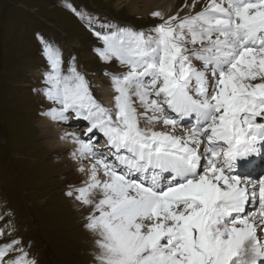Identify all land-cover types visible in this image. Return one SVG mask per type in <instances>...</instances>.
Instances as JSON below:
<instances>
[{
    "label": "rangeland",
    "instance_id": "rangeland-1",
    "mask_svg": "<svg viewBox=\"0 0 264 264\" xmlns=\"http://www.w3.org/2000/svg\"><path fill=\"white\" fill-rule=\"evenodd\" d=\"M168 1L170 0H156L155 3L161 4ZM256 1L248 0L244 6H254ZM258 1L264 3V0ZM119 2L120 0H0V264L3 259L7 260L3 264H131L132 258L135 260L137 257V254L129 256L126 251L121 252L119 247L107 248L108 252L104 250L105 247H108L106 245L108 241H105V236L100 233L102 232L101 227H95L99 225L95 221L96 218L87 220L81 210L76 207L80 205L79 202H73V196L70 197L66 194L69 171L61 164L59 155L44 149L43 140L45 139L38 129L40 120L48 117L51 125V121L58 113H61L59 125L63 131L69 129L72 134H77L81 132L83 125L86 126V123L91 125L88 147L97 156L83 161L82 164L87 167L101 165L102 170H98L101 176H106V172L109 170L106 167L115 166L113 164L114 157L110 160L101 156V153H105L107 150L104 149L107 145V141L104 140H107V137H112L108 143L112 140L116 143L119 141L122 145H128L135 154H139L143 159V152L139 149L143 148L139 146L143 143L132 142L124 135V122L127 116L124 99L119 96L122 101L116 99V108L111 107L115 111L109 113L111 109L109 108V110L108 105L102 102L99 85L112 86L116 89V94L120 93L118 87L122 86L121 82L127 80L130 85L140 82L144 87L153 85V88H157L159 81L154 83V74L158 76L159 73L151 71V75L133 78L131 74L129 76L127 73L131 68L123 62L119 66V70H126L125 73L115 74L114 71L110 72L105 69L104 67L111 62V57L107 55L106 50L101 48V44L106 42L109 37L122 40L121 43L132 46L140 54L145 53L148 57V66L151 69L163 72L164 79L175 82L169 87V98L173 99L171 103L175 110L183 112L186 109L182 98L184 96L193 102L195 107L207 111L208 108L203 103L210 95L209 90L211 93L217 92L216 85L219 86L221 83V77L227 81L226 76L231 71L228 60L215 59L213 54H208V56L206 55L207 65L202 66L197 56L205 53L206 46L203 42H199L200 34L204 31L200 20L192 22L193 27H191L188 18L172 16L167 19L158 11L149 15H132L124 7L119 9L120 5L125 4L119 5ZM135 3L138 9L142 10L143 2ZM246 21L252 24H261L264 17L258 16L254 20ZM192 59H197L198 66L200 65L198 68L209 74L210 86L206 89L196 87L199 92H196L195 88L183 89L177 84L179 76L177 74L182 73L189 60ZM262 68L242 69L245 74L249 75V83L238 80L237 86L241 91V97L245 101L250 100V104L244 108L245 111L252 109L254 112L252 121L259 118L262 120L261 123H264V112H259L264 108V67ZM140 74H143V71ZM139 77L141 78L138 80ZM231 80L232 78L229 81ZM69 81L72 84V90L68 94L64 84ZM150 92L152 93V89ZM172 92L181 95L182 99L178 95L172 96ZM162 95L159 92L155 97L159 99ZM152 97L154 98V96ZM156 105L159 113L165 114L166 117L173 113L170 108L166 110L160 102H157ZM215 108H217L216 105ZM230 109L235 110L234 108ZM105 111L106 113H104ZM210 112H212V119L207 117L201 120L199 114H192L189 124L177 123L178 131L181 132L182 127L192 129L191 125L197 126V121L201 120L200 127L192 129L195 132H200L201 136L195 146L199 148L206 145L204 148L209 149L208 154L205 149L199 150V160L192 164L197 165L196 168L190 167V165L187 167V164L180 166L181 168L187 167L188 170H195L194 175L192 172L189 179L205 178L207 180L210 177L214 178V173H216V169L212 168L215 164L212 161L208 164L209 156H211L209 154H211L217 139V134L211 131V128L219 125L214 119H225V121L229 119L225 114L221 115L222 113L216 111ZM229 112L231 113V110L228 109L227 113ZM188 113L190 111L184 112L183 115ZM249 113L246 112L248 115ZM204 114L210 116V113L204 112ZM178 116V118L182 117ZM247 118L245 115V119ZM160 123L158 122V126L162 129ZM260 129L264 130V126ZM220 131L222 132L223 128ZM255 131V129L246 130L244 128L241 136L254 137ZM84 133L78 134L77 137L80 138ZM91 136L97 141L92 142ZM139 140L144 141V138L141 137ZM127 142L133 143L134 146L138 145V148ZM253 143L256 144V147L262 146L264 139L261 142L253 141ZM223 146L222 143L220 148L224 151L223 148L226 146ZM144 149L154 151L149 154V157L157 160L165 159L167 155L173 156L174 160L167 161L166 164L179 166L174 158L176 152H170L173 155L166 152L163 154V148L158 145L144 146ZM221 149H216L214 155H217L216 158L224 160ZM155 151H160L162 154ZM125 154L133 153L126 150ZM243 155L235 153L233 168H238L240 163L244 164L247 159H250V166L248 163L247 168L242 170L247 172L251 169L254 172L253 178L260 179L264 175V152H256L245 156V158ZM196 158L197 156L191 159L195 161ZM131 159H133L132 156L130 161ZM176 159L182 160L180 156ZM183 159L187 161V158ZM103 160L108 162L102 165L100 163ZM148 160L140 164L136 163L139 165L138 168H141L145 163L148 164ZM122 161H126L125 165L128 166V159H122ZM155 166L161 167L162 165L158 162ZM123 168L126 167L123 166ZM110 171L118 178L128 182L129 177L115 172V168ZM166 171V173L165 171L164 173L163 171L156 172L157 174L161 172L160 175H162L158 182L160 189L147 188L148 193H154V196H163L173 188L179 189L180 187L186 191L187 188L185 189L184 186L186 182L172 186L175 182L172 183L168 178L172 176V171L169 168ZM165 174L167 176L164 177ZM244 176L246 174H238L240 179H243ZM138 177L140 178V173H138ZM152 177L154 176L148 175L146 179L149 180ZM129 183L138 184V182L135 183V180ZM248 199L249 197L246 198L245 204ZM189 202L190 200L172 205H180L178 209H182L183 204ZM197 202L195 200L194 205L190 207H200ZM253 203L254 206L253 204L250 207L248 204L245 205V208L248 207V209L245 210L246 212L244 211L243 218L248 217L251 212L253 216L258 200L253 198ZM219 213L223 220L225 219L224 226L226 227L230 224V221L226 219L233 216L236 211L228 207ZM260 213L258 208L255 221H257V225L264 226V217ZM187 221L185 223H190L189 220ZM164 222L171 223L167 217L164 218ZM190 224H192L191 228L195 227L193 222ZM90 229L93 230V233L89 237L84 231L90 232ZM263 230L262 227L260 230L258 227V231L256 229L255 245L246 250L245 264H264ZM175 235L178 239L182 236L189 238L188 225L182 231L180 227L178 232L175 231L173 235L167 236V239H173ZM73 246L74 249H72ZM251 254L253 259L248 258ZM101 256L104 261L101 260ZM237 259L238 261L235 263L242 264V257ZM142 260L145 259L142 258Z\"/></svg>",
    "mask_w": 264,
    "mask_h": 264
},
{
    "label": "bare ground",
    "instance_id": "bare-ground-1",
    "mask_svg": "<svg viewBox=\"0 0 264 264\" xmlns=\"http://www.w3.org/2000/svg\"><path fill=\"white\" fill-rule=\"evenodd\" d=\"M135 2H143L142 10L138 9ZM155 2L156 0H120L119 5L125 4L120 5L119 9L124 7L132 15H149L158 11L160 15L167 19L172 16L183 19L188 18L191 27H193L192 22L200 20L204 31L200 34L199 42L206 45L205 53L197 55L202 66L207 65L206 55L208 56V54H213L215 59L224 58L229 62L231 71L226 76L228 82L221 77V83L219 86L216 85L217 92L211 93L209 90L210 95L207 101L201 100L209 112L216 111L222 113L221 115L225 114L229 119L226 122L233 124V137L228 138L224 135L217 142L218 149H221L220 145L222 143L224 145L228 144V149L223 148L224 151L221 149L222 156L225 159L220 160L217 157L218 160L216 159L217 155L212 156V152L209 154L211 157L208 164H210V161L215 164L213 167L211 165L212 168L216 169L214 178L210 177L207 180L205 178L189 179L192 172L194 175L195 170H188L187 167L190 165V167L194 166L196 168L197 165L192 164L199 160V150L205 149L208 154L209 149L204 148L206 145L203 144L199 148L195 146V143L200 141V132L183 127L180 129L181 132L178 131L177 123L182 122L186 117H191L192 114L197 115L198 111H192L185 105L186 109L183 112L182 110H175L178 115L182 116L181 118L173 113L167 117L165 114L159 113L157 102H160L166 110H169L168 101L171 99L169 98V87L175 83L170 79H164L163 72H159L158 76L154 74V83L159 81L157 88H153V85L152 87H144L140 82L136 85H130L127 80L121 82L122 86L118 87L120 93L116 94V89L112 86L99 85L101 100L108 105V109H111V107L116 108V99L121 101L120 98L124 99L127 114L124 122V135L132 142L143 143L139 144L143 147L139 148L143 152V159L139 154H135L128 145H126L125 152L122 153L123 150L121 149L124 148L122 144L112 140L105 145L106 152L101 153L104 158L110 160L113 157L115 158L113 160L115 166L112 165V168H115V172L124 174V177H129L128 182L115 176L110 171L112 168L106 167V169H109L106 176H101L98 173V170H102L101 165L87 167L82 164L83 161H88L97 156L88 147V136L91 133V125L88 123H86V126L83 125L81 132L72 134L69 129L64 131L63 128L61 129L59 125L61 113L56 114L53 121H51V125L48 117L40 120V122L38 121V129L45 139H42L44 149L60 156L61 164L69 171L68 188L65 189V192L70 197L73 196V202H79L80 205L76 207L81 210L87 220L96 218L95 221L99 225L95 227H101L102 232L100 233L105 236V241H108L106 244L108 247L104 248L106 252H108L107 248L119 247L121 252L126 251L129 256L137 254L135 260L132 258L131 264H209V262L210 264H236L235 262L238 261L237 258L239 257H242V264H245L246 250L255 245L256 229L257 231L258 227L259 230L261 227L264 229L263 225H257V221H255L258 208L260 214L264 217V175L256 180L253 178L254 172L251 169L247 172L243 170L240 172L238 168H233L232 163H234L235 153H237L236 146L240 141L248 139V137L241 136L242 130L244 128L246 130L255 129L256 134L252 137L253 141L261 142L264 139V130L260 128L264 126V123L256 124L258 128L252 126L254 124V121H252L254 120L252 118L254 112H252V109L245 111L244 108L247 104H250V100L245 101L241 97L242 94L237 85L238 80L249 83L250 77L242 69H261L264 67V21L261 24H252L246 21L254 20L258 16L264 17V3H259L260 1L257 0L254 6H244V3H248L246 0H170L161 4ZM121 42L122 40L109 37L106 42L101 44V48L106 50L107 55L111 57V62L104 68L110 72L114 71L115 74L125 73L126 71L119 70V66L123 62L119 51V47L123 45ZM131 58L133 59V57ZM142 63L143 58H140L136 66L142 65ZM198 67L200 65L198 66L197 59L189 60L182 73L177 74L179 75L177 78L178 86L183 89L195 88L196 92H199L196 87L208 88L210 86L209 74ZM127 73L129 76L131 74L133 78L136 76L143 77L147 74L151 75V71H144L143 74H140L141 72L137 73L130 69ZM231 78L232 80L229 81ZM64 87L66 93H71L72 84H70V81L65 83ZM150 89H152V93ZM159 92L163 95L158 99L155 95ZM177 95L179 96V94ZM202 96L204 95L202 94ZM215 105L217 108L214 109ZM101 106L104 108L103 104ZM230 108L235 110L233 111ZM228 109L231 110V113H227ZM113 111H115L114 108L109 113H113ZM186 111H190V113L184 116L183 113ZM246 112H250L249 115ZM259 112H264V108ZM199 115L201 119L207 117V114L204 113L199 112ZM245 115L248 117L247 119H245ZM214 121L220 124L225 122V119H214ZM158 122H161L162 129L158 126ZM81 133L84 134L80 138L77 137ZM141 137L144 138V141L139 140ZM130 145L138 148V145L134 146L133 143ZM157 145L163 148V154L166 152L173 155L170 152H176L174 158L179 166L177 167L176 164L168 166L166 162H171L174 159L173 156L169 157L167 154L165 159L159 160L149 157V154L154 153V151L144 149V146L154 147ZM100 148L97 147V149ZM126 150L133 154H125ZM155 152L162 154L160 151ZM181 154L185 156L182 157ZM187 154L190 156L189 158ZM120 156H122V159L129 160L128 166L125 165L127 160L122 161ZM131 156L133 159L130 161ZM178 156L182 160H177ZM195 156L197 158L193 161L191 158ZM183 158H187V161ZM145 160H148V164H141V168H138L139 165L137 164L143 163ZM107 162V160H103L100 164L103 165ZM158 162L161 163V167L155 166ZM244 163L246 165L249 163L250 166V159H247ZM185 164H187V167L181 168ZM123 166L126 168H123ZM168 168L172 171L171 177L173 179L171 178V181L172 183L175 182L172 186L185 181L186 191L179 186V189L173 188L163 196H154V193H148L147 188L157 190L159 186L158 182L162 175H160L161 172L160 174L157 173L159 171H163V173L165 171L166 173ZM103 169L105 170V168ZM138 173H140V178ZM239 173L240 175L246 174V176L240 179L238 178ZM148 175L154 177L148 180L146 179ZM163 176L165 177L166 174ZM134 180L135 183L138 182L137 185L129 183ZM247 197L249 199L246 204L249 207L251 204L254 206L253 198L258 200V205L256 211L253 212V216L251 212L248 217L243 218L245 210L248 209V207L245 208ZM188 200L190 202L184 203L182 209H178L180 205H172ZM192 200H196V202L199 200L197 203L200 204V207H190L194 205ZM228 207L236 213L226 219L230 221V224L225 227V219L223 220L219 212ZM166 217L170 219V224L164 222ZM187 220L190 223L193 222L195 227L191 228L192 224L185 223L188 222ZM187 225L190 232L189 238L182 236L178 239L175 235L176 238L167 239V236L173 235L175 231L178 232L180 227L181 231L184 230ZM84 233L90 237L93 230L90 229V232L85 230ZM72 249H74V246ZM142 258L145 260L143 261ZM248 258L253 259L252 254ZM101 260H103L102 256ZM1 262L3 264L7 260L3 259Z\"/></svg>",
    "mask_w": 264,
    "mask_h": 264
},
{
    "label": "water",
    "instance_id": "water-1",
    "mask_svg": "<svg viewBox=\"0 0 264 264\" xmlns=\"http://www.w3.org/2000/svg\"><path fill=\"white\" fill-rule=\"evenodd\" d=\"M255 121H256L257 123H260V122H262V120H261V119H259V118H257Z\"/></svg>",
    "mask_w": 264,
    "mask_h": 264
}]
</instances>
